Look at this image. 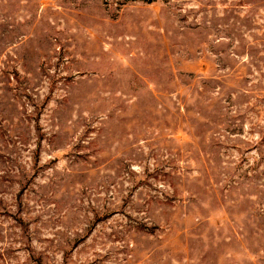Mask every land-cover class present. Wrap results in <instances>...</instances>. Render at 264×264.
I'll return each instance as SVG.
<instances>
[{
	"label": "rangeland",
	"instance_id": "374dc122",
	"mask_svg": "<svg viewBox=\"0 0 264 264\" xmlns=\"http://www.w3.org/2000/svg\"><path fill=\"white\" fill-rule=\"evenodd\" d=\"M0 264H264V0H0Z\"/></svg>",
	"mask_w": 264,
	"mask_h": 264
}]
</instances>
